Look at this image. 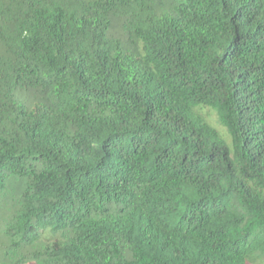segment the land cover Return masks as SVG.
<instances>
[{"label":"trees","instance_id":"16d2710c","mask_svg":"<svg viewBox=\"0 0 264 264\" xmlns=\"http://www.w3.org/2000/svg\"><path fill=\"white\" fill-rule=\"evenodd\" d=\"M0 264H264V0H0Z\"/></svg>","mask_w":264,"mask_h":264}]
</instances>
